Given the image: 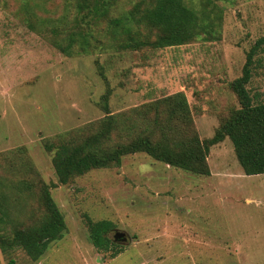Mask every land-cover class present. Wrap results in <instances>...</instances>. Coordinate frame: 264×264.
I'll return each instance as SVG.
<instances>
[{"label": "rangeland", "instance_id": "1", "mask_svg": "<svg viewBox=\"0 0 264 264\" xmlns=\"http://www.w3.org/2000/svg\"><path fill=\"white\" fill-rule=\"evenodd\" d=\"M137 0H120L111 17ZM215 27L214 38L179 46L129 47L108 18L74 29L75 0H0V239L42 215L40 181L66 230L38 260L2 248L0 264H264V174L246 175L228 137L209 147L208 175L127 154L59 184L44 143L79 142L105 115L183 92L201 140L239 107L230 83L264 36V0H184ZM85 13V10L82 11ZM88 21V20H86ZM141 40L152 39L139 28ZM59 43V44H55ZM251 95L264 101V52L254 56ZM180 137L179 133H174ZM125 131L112 135L123 141ZM110 220L114 250H97L87 220ZM115 230L127 240L114 241Z\"/></svg>", "mask_w": 264, "mask_h": 264}, {"label": "trees", "instance_id": "2", "mask_svg": "<svg viewBox=\"0 0 264 264\" xmlns=\"http://www.w3.org/2000/svg\"><path fill=\"white\" fill-rule=\"evenodd\" d=\"M119 1L75 0L74 29L67 33L69 43L65 47L58 45L61 50L68 52L75 36L86 45L88 35L82 32L80 23L96 24L103 18H108L109 23L119 29L116 32L127 37L125 41L129 47L163 48L183 45L198 38H214L213 22L200 16L184 0H137L123 16H109ZM142 26L149 29L152 36L149 41L137 36ZM259 52H264V36L251 46L241 75L230 83L239 107L229 112L209 139L198 137L183 92L119 114L110 113L104 95L106 115L96 123L92 133L76 143L63 140L44 143L58 183L66 184L92 169L118 166L123 156L138 152L169 166L208 175L206 157L209 147L225 137L230 139L246 175L264 174V101L257 99L259 94L251 95L247 88L254 56ZM118 131H125L126 138L111 143L112 135ZM174 133H179L180 137H175ZM39 203L42 210L39 219L32 225L16 228L9 239L1 237L2 248L20 247L33 260H38L51 242L62 238L66 230L64 217L51 196L50 185L43 181H40ZM0 214L6 216L1 207ZM4 216H0V221ZM87 225L88 239L97 250H113L111 256L120 252L112 249L113 242L108 236L114 226L112 221L88 219ZM9 264H13V260Z\"/></svg>", "mask_w": 264, "mask_h": 264}, {"label": "flooded vegetation", "instance_id": "3", "mask_svg": "<svg viewBox=\"0 0 264 264\" xmlns=\"http://www.w3.org/2000/svg\"><path fill=\"white\" fill-rule=\"evenodd\" d=\"M127 240L126 234L122 231L115 230L114 232V241Z\"/></svg>", "mask_w": 264, "mask_h": 264}]
</instances>
